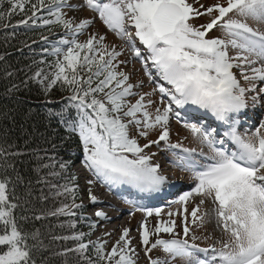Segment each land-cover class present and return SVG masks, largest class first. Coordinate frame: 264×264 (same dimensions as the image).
<instances>
[{"label": "snow or ice", "instance_id": "snow-or-ice-1", "mask_svg": "<svg viewBox=\"0 0 264 264\" xmlns=\"http://www.w3.org/2000/svg\"><path fill=\"white\" fill-rule=\"evenodd\" d=\"M65 8H87L98 14L107 29L128 45L157 87L151 92L136 91L144 82L132 83L130 74L119 70L127 63L117 62L122 50L105 44L106 36L96 33L80 40L94 18L76 23ZM15 15L23 17L17 25L64 30L50 50L44 49L54 59L34 61L46 67L37 68L29 79L39 83L45 95L56 85L70 92L69 103L50 114L78 136L84 165L109 189L128 186L139 193H160L169 177L153 162L155 153L146 149L163 142L168 149L184 153L175 155L173 162L193 174L195 185L170 202L180 208L169 207L165 213L163 206L136 207L137 201L125 198L144 214L138 231L148 264H173L177 258L183 264H264V119L254 131H240L242 118L249 119V100L253 109L264 110V87H258L264 84V30L259 27L264 25V0H217L209 6L200 0H83L81 4L0 0L4 27L15 26L11 25ZM203 16L210 19L193 23ZM215 29L222 35H210ZM40 39L48 42L49 38L42 35ZM157 91L159 107L152 98ZM133 97L138 98L133 102ZM174 106L189 115L181 116ZM199 110L210 114L217 126L191 115ZM173 116L204 146L199 152L171 143ZM152 133H157L156 139H149ZM141 139L146 143L141 144ZM11 147L0 145V264H54L56 258H61V264H137L130 228H123L110 250L107 241L85 242L95 221L88 224L89 232L75 231L78 212L80 220L90 218L81 211L85 205L76 202L79 188L76 175L70 172L71 160L48 155L47 149L25 153L8 151ZM24 155L32 157L31 177L16 163L15 158ZM196 156L207 162L198 163ZM88 197L92 204L101 202L90 187ZM193 197L199 200L189 211ZM209 199L222 233L219 248L215 244L200 248L196 243L200 237L189 227V217L192 225H203L207 212L201 213L200 207ZM37 202H51V206L37 209ZM95 216L110 219L100 210ZM149 217L154 221L151 225ZM49 218H56L57 224L42 223ZM57 227L70 234H54ZM61 241L65 245L71 241L73 246L58 250ZM156 249L166 258H153ZM209 252L213 255L208 256Z\"/></svg>", "mask_w": 264, "mask_h": 264}, {"label": "rangeland", "instance_id": "rangeland-1", "mask_svg": "<svg viewBox=\"0 0 264 264\" xmlns=\"http://www.w3.org/2000/svg\"><path fill=\"white\" fill-rule=\"evenodd\" d=\"M191 2V0H190ZM217 0H200V3L209 6L211 4L216 3ZM220 2H223V0H220ZM70 4H81L83 3V0H69ZM66 14L69 18H74L75 22L78 23L81 19H92L94 18V23L90 25L86 29V33L80 35L78 38L82 36V41L86 40L88 36L92 33H96L97 35H104L106 36V39L104 41L105 44L111 46H115L117 51L122 50V54L119 58H117L118 61H127L125 64H121L119 66V70L126 72L130 74L132 83H137L139 81L144 82L143 88L136 89V91H142V92H151L153 88L157 87V83L151 82L146 75L141 62L138 59L133 58L132 51L128 47V45L122 40L118 39L116 37V34L113 33L111 30L107 29V27L102 23V21L97 17V14L90 9L83 8V9H70L66 8ZM209 18V17H208ZM203 20L206 21V18L203 17ZM194 23V22H193ZM249 24H251L253 27H256L257 24L255 21L249 20ZM261 30H264V25H259ZM219 30V29H218ZM213 35V34H210ZM237 77L240 78L239 72H237ZM241 83L245 84V82L241 79ZM167 87V85L165 84ZM258 87H264V84H258ZM252 93L249 94L251 96ZM138 97L131 98L134 102V100ZM154 100L157 101L156 106H160V93L157 91L153 97ZM163 103L166 105L168 103V99L164 98ZM250 107L247 110L249 119L245 122L242 118V125L240 128L241 132H251L254 131L256 127L259 126V121L261 119H264V110H262L259 106L255 109L251 107V100H249ZM175 107V106H174ZM175 110V109H174ZM184 112H187L185 114H181V116H188L189 112L186 109H182ZM206 115L211 116L210 114H205L203 110H199L195 113H191V115ZM207 120L203 119L205 122L212 125L211 119ZM194 122V121H193ZM170 130H171V136L170 141L171 143H174L177 139H179V142L182 144V146H185L184 148H195L197 149V152L200 151V149L204 146H202L192 135L191 133L185 129L182 125L181 120H178L175 116L172 117L170 121ZM222 131V130H221ZM157 133H152L149 137V139H156ZM145 140L141 139L140 143L144 142ZM187 141V142H186ZM162 147L153 149L150 153H155V156L153 157L154 163H162V167H164L165 173L168 174L169 178L172 179V183L169 184L171 188L173 186L175 187H181V189L178 191H174L170 194L168 192L169 196L166 199V202H160L164 199L162 197L161 201L157 203L151 202V198L148 199V201L142 202V199L140 196L132 195L131 196H124L121 195L124 190L129 189L128 186H119L117 188L109 189V187L98 180L91 171H89L86 166L83 163V158H78L74 161V163L71 166L72 173H74L77 177L76 184L79 188V198L80 202H82L86 209H87V215L88 217H94V219L97 220V225L94 229L93 236L91 238V241H107V248L110 250L112 245L115 243L117 239H119L123 228L128 227L131 229L130 232V238L132 241V247L136 249V252L138 253L139 258L137 259V264H148L147 256L145 255L143 251V246L140 243V237H139V231L138 226L139 223L144 219V214L140 211H136L133 208V205L126 203L125 198L127 200H134L138 203L136 204V207H140V205H145L148 207H164L165 213L168 211L169 207L175 211L177 208H180L181 206L178 204L170 203L171 201H174L178 199L180 195L183 194L185 191H190L192 187L195 185V181L193 179V174L189 171H185L182 168H179L176 166V164L173 162L175 155H182V150H176V149H168L166 145L161 142ZM160 150V151H159ZM150 151V150H149ZM148 151V152H149ZM205 151L207 149L205 148ZM196 161L198 163H205L207 162L204 157L196 156ZM75 165V166H74ZM175 166V167H173ZM163 170V171H164ZM83 171V172H82ZM81 172L87 176L86 173L90 174L89 180L94 181L92 185H87L86 181L83 180L84 176H82ZM91 188L92 194L98 197V200L101 201L100 203L92 204L89 197H88V188ZM170 189V188H169ZM142 194L143 197H146L144 193ZM165 200V199H164ZM199 200V197H193L188 202V208L189 211L191 208L197 203ZM150 201V204H149ZM127 205H130L129 208H127ZM215 205L211 202V200H207L204 205H201L200 212H207V215L204 217V223L202 226H196L191 224V217H189V227L192 228L195 231V234L200 237L196 241L199 246L202 248H207L209 245L215 244L217 248L220 247V239L222 236L221 230L216 226V219L214 214ZM97 210L103 211L107 214V216L110 219H102L95 216V212ZM115 218V219H114ZM165 219H167V216H164ZM179 220L181 217H174ZM149 224L153 223V218L149 217ZM177 232L180 233L181 238L183 237L182 228H178ZM106 233H110V235H106ZM163 236L166 234H162ZM168 236H166L167 238ZM204 237H208V239H205ZM169 238V237H168ZM203 253H199L198 255H202ZM153 258L159 257L161 259L166 258V254L160 250L156 249L151 253ZM205 255V254H204ZM208 256L213 255V253L209 252L207 254ZM201 258H204L201 257ZM173 264H183V262L178 258Z\"/></svg>", "mask_w": 264, "mask_h": 264}, {"label": "trees", "instance_id": "trees-1", "mask_svg": "<svg viewBox=\"0 0 264 264\" xmlns=\"http://www.w3.org/2000/svg\"><path fill=\"white\" fill-rule=\"evenodd\" d=\"M7 7V4L4 5ZM206 18V21L203 20ZM194 20V24L200 25L207 22V16ZM21 15H15L11 20V25L4 27L0 23V145L7 147L12 145L8 151L31 152L33 149H47L48 155H57L60 158L71 160L83 157L82 148L77 135L70 134L65 127L59 123L58 118L50 113L59 112L69 102L66 99L70 92L62 91L59 85H56L47 95L42 87L35 80L29 79L37 68L46 67L39 63L41 60L52 61L53 56L47 55L44 49H49L52 42L58 40L63 29L53 27L52 31L46 27L32 25H17V21L22 19ZM4 23H7L5 21ZM213 35H222L218 29L213 30ZM47 36L48 42L40 39L41 36ZM11 73V75H8ZM13 85L16 87L13 88ZM74 115V109H69ZM55 145V149H53ZM43 155V152H41ZM17 166L22 172L31 177L30 172L32 157L29 155L16 157ZM23 162V163H21ZM71 172V168H70ZM63 182V181H61ZM76 183V182H75ZM77 203L80 202L79 192ZM51 202L41 205L36 203L37 209L41 207H50ZM58 206V205H57ZM84 216L88 217L87 209L82 210ZM80 212L77 214V232H89L88 224L97 220L89 217V221L79 219ZM60 220L66 219L60 217ZM42 223L46 225L57 224L56 218H49ZM95 229V228H94ZM94 229L91 234L85 237V242L91 240ZM54 234L67 235L70 230L55 228ZM168 234L164 235L166 238ZM59 250L62 246L72 247L73 242L69 241L67 245L63 241L57 245ZM91 252V250H90ZM54 264H61V258H56Z\"/></svg>", "mask_w": 264, "mask_h": 264}, {"label": "bare ground", "instance_id": "bare-ground-1", "mask_svg": "<svg viewBox=\"0 0 264 264\" xmlns=\"http://www.w3.org/2000/svg\"><path fill=\"white\" fill-rule=\"evenodd\" d=\"M115 219V218H114Z\"/></svg>", "mask_w": 264, "mask_h": 264}]
</instances>
